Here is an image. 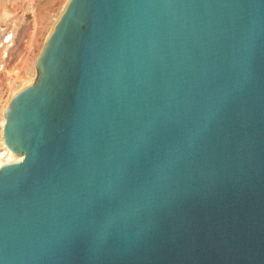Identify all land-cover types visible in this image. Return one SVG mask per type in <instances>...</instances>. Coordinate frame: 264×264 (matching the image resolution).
Returning a JSON list of instances; mask_svg holds the SVG:
<instances>
[{
    "label": "water",
    "instance_id": "95a60500",
    "mask_svg": "<svg viewBox=\"0 0 264 264\" xmlns=\"http://www.w3.org/2000/svg\"><path fill=\"white\" fill-rule=\"evenodd\" d=\"M34 68L0 264H264V0H68Z\"/></svg>",
    "mask_w": 264,
    "mask_h": 264
},
{
    "label": "rangeland",
    "instance_id": "374dc122",
    "mask_svg": "<svg viewBox=\"0 0 264 264\" xmlns=\"http://www.w3.org/2000/svg\"><path fill=\"white\" fill-rule=\"evenodd\" d=\"M67 1L0 0V30L16 32L17 42L10 67L20 66L18 68L20 75L23 76L26 72L29 76L32 75V62L38 56L46 35L55 22L53 20ZM14 75L15 73L9 77H0V101L7 97ZM0 152H3L1 140Z\"/></svg>",
    "mask_w": 264,
    "mask_h": 264
},
{
    "label": "built area",
    "instance_id": "2783aa9c",
    "mask_svg": "<svg viewBox=\"0 0 264 264\" xmlns=\"http://www.w3.org/2000/svg\"><path fill=\"white\" fill-rule=\"evenodd\" d=\"M16 42H17V37H16V32L15 31L6 30V29L5 30L4 29L0 30V77H4V76L9 77V76H11L12 74L15 73L14 78L11 79L12 80V87H11L7 97L4 100L0 101V114H1V110H2V107L4 106L5 102L7 100L9 102L10 98L17 91L22 89L21 86H23L24 85L23 83L29 78V75H28L27 72L23 76L20 75V72H18L19 71L18 68L20 66L17 67V68H15V66L13 68L10 67L11 62L14 59V50H15L14 48H15ZM22 56H21V58H22ZM23 79H24V81H23ZM18 87H21V88H19L17 91H15L10 96L12 91H14ZM7 105H8V103H7ZM3 114H4V112H3Z\"/></svg>",
    "mask_w": 264,
    "mask_h": 264
},
{
    "label": "bare ground",
    "instance_id": "6f19581e",
    "mask_svg": "<svg viewBox=\"0 0 264 264\" xmlns=\"http://www.w3.org/2000/svg\"><path fill=\"white\" fill-rule=\"evenodd\" d=\"M65 6V5H64ZM63 9V8H62ZM62 11V10H61ZM60 14V13H59ZM59 16V15H58ZM55 17V19L53 21H56L57 17ZM53 25V24H52ZM52 27V26H51ZM51 29V28H50ZM50 31V30H49ZM49 33V32H48ZM47 33V35H48ZM46 35V37H47ZM46 39V38H45ZM45 41V40H44ZM36 60V59H35ZM35 60L32 62V75L31 77L29 76V78L23 83L24 85L21 86L22 88L24 86H26L27 84H30L34 77H35ZM24 81V79H23ZM28 81V82H27ZM21 87H18L16 88L14 91H12V93L10 94V96L15 92L17 91L19 88ZM9 98V97H8ZM7 103H8V100L5 102L4 106L2 107V110H1V114H0V138H1V130H2V126L4 124V117H3V112L7 106ZM1 140V146H2V150L3 152H0V166L4 165V164H8V163H11V162H19L21 160V157H16L14 156L11 152H9V150H7V148L4 146L3 142H2V138L0 139Z\"/></svg>",
    "mask_w": 264,
    "mask_h": 264
}]
</instances>
